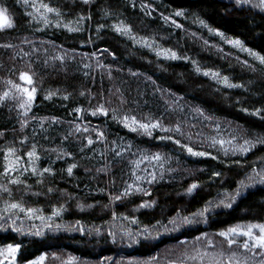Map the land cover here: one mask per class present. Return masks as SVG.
Wrapping results in <instances>:
<instances>
[{"label":"trees","instance_id":"16d2710c","mask_svg":"<svg viewBox=\"0 0 264 264\" xmlns=\"http://www.w3.org/2000/svg\"><path fill=\"white\" fill-rule=\"evenodd\" d=\"M43 2L63 19L81 18L84 24L76 31L38 28L19 0H0L13 24L0 30V45H13L0 47V95L9 88L8 80L31 87L19 80L21 71L33 76L37 89L27 116L19 102H0V150L16 148L21 169L27 167V153L33 148L39 157L36 174L22 172L23 183L9 185L12 196L0 197L46 214L61 206L64 210L44 221L18 213L16 226L21 231L0 229V248L20 245L14 264H66L72 257V264H150L153 256L167 264V259L185 250L191 253L194 246L209 253L241 251L235 246L228 249L216 233L237 224L264 223V183L245 188L230 208L220 204L226 193L235 194L240 181L249 183L254 169H264V143L259 142L264 139V66L172 11L184 10L185 16L240 39L264 57V8L256 6L259 0L240 5L236 0ZM118 20L134 35L174 50L179 58H159L134 45L111 27ZM193 64L218 71L241 87H223L198 73ZM49 92L55 95L45 99ZM101 105L106 114L96 111ZM257 109L260 114L253 115ZM125 116L144 123L159 121L170 130L155 129L151 135L131 131L121 122ZM162 135L210 155L191 158L159 139ZM221 140L232 151L220 148ZM246 140L254 146L241 152L239 146ZM156 154L159 161L137 166L142 157ZM3 163L0 151V171ZM45 168L51 174L41 175ZM152 175L156 179L148 183ZM136 176L143 179L136 181ZM3 183L6 179L0 180ZM194 183L198 187L188 194ZM129 184L132 194L114 199ZM145 202L151 206L140 207ZM209 202L206 220L196 217L199 222L191 224L178 220V230L170 232L153 228L158 222L171 228L168 221L177 212L191 216ZM37 231L43 234H30ZM157 232L158 238L152 239ZM128 233H140L138 242L132 243ZM202 236L205 239L198 242ZM207 239L214 247L205 249ZM1 259L10 264L12 257Z\"/></svg>","mask_w":264,"mask_h":264},{"label":"snow or ice","instance_id":"6c2138e0","mask_svg":"<svg viewBox=\"0 0 264 264\" xmlns=\"http://www.w3.org/2000/svg\"><path fill=\"white\" fill-rule=\"evenodd\" d=\"M25 4L31 3V6L34 8V11L36 15L42 19L43 23L45 25H48L50 23L47 14L48 13H56L57 15L58 10L55 8L50 7L48 4L44 3L43 0H23ZM85 3L88 2V0H84ZM250 0H236L237 5L240 4H248ZM38 3V6H37ZM257 7H262L264 8V0H259V4L256 5ZM41 9L43 11H41ZM30 16L33 17V19H36V15H33V13H29ZM176 16H182L184 15L183 12L177 11L175 13ZM166 21L169 20V17L164 18ZM201 24H203V21H200ZM172 24H174L176 27H181V25L176 24V22L173 20ZM205 27L207 25H204ZM13 24L11 22V17L7 15V9L5 8H0V30L6 29V28H12ZM114 30L121 34V35H128L131 39L135 40V36L131 35V28L126 25L121 23L120 25H114ZM70 31H76L79 29H73L69 28ZM219 34V33H217ZM223 38V37H222ZM233 44L234 47L240 48L242 51H249L248 49H245L241 42L239 40H234V41H228ZM145 46H149L147 43H145ZM0 47H13V45L6 44V45H0ZM107 51V49H105ZM165 58L167 59H178L179 57L177 54L170 49L168 50H162ZM250 55H252L256 60L260 62V64H264V57H261L257 55L254 52H249ZM25 55H28L25 53ZM157 55H161V52H157ZM54 59L57 60H62V56H56ZM197 72H200V68L197 66L196 68ZM203 75L208 76L211 75L213 78H218L220 76L219 73L216 72H203ZM223 83L229 87H241V85L238 84H232L229 82L227 77H222ZM19 80L23 81L27 85L31 87H22L20 83H15L12 80L6 81L8 85L11 86V89H14L16 92V95H13L11 90L4 91L2 95H0V102L6 100V99H16L19 101V108L24 110L22 112V115L27 116L28 111L32 107V103L35 100V94L37 92L36 87L32 86L34 84L33 76L29 74L28 72L21 71L19 74ZM55 93L49 92L48 95L45 96V99H50ZM67 99V97H64ZM77 111H80L77 109ZM97 112H105L106 110L103 108L101 105L100 108L96 110ZM199 111V110H197ZM261 112L260 109H257L255 112H253V115H259ZM94 115L96 112L93 113ZM124 126L129 127L131 131H142L143 133L147 135H151V130L152 129H157V128H162V125L159 121L155 123H144L138 121L135 117H124ZM131 125V126H130ZM79 131V127L76 129ZM164 131H169L170 129L162 128ZM179 127L175 129V131L179 132ZM161 139H168L171 140L172 137H161ZM176 143H179V141H175ZM214 143L217 141L214 139ZM221 145L225 143V141L221 140L218 141ZM260 143H264V139L259 141ZM92 141L89 140V144H91ZM227 143H231V141H227ZM254 146L251 141H245L243 145L239 146V150L241 152H247L249 149ZM186 147V150L188 151L189 154L193 156H205L208 155V153L205 152H196L194 151L191 147ZM3 151V166H2V171H0V180H5L6 183L0 184V194H7L9 197L12 196V189L9 187V185H20L23 183L22 180L19 179V174L22 172H26L29 169L26 167L24 169L20 168L21 163H23L22 159L20 156H18L17 149L14 147H9L6 150H0ZM117 156L121 155L120 152L116 153ZM27 156L31 158L28 161L29 166L31 167V170L33 174H36L37 169L34 167L35 161L39 159V157L36 155L35 149L33 148L32 151H29L27 153ZM147 158V157H145ZM152 159H155L159 161L161 159L159 154H156L152 157ZM137 166H138V162ZM76 167V165H72L67 169V172L69 175L72 174V169ZM255 175L249 176L248 181L249 183H245L243 180L240 181L239 187L237 188L235 194H225V198L220 201V204H222L224 207H231L232 203H234L237 199L238 196H240L243 192V190L247 187H251L252 184L254 183H264V169H261L259 172H256V170H253ZM12 173H17L16 178H11ZM43 173H49L51 174V169L45 168L43 169V172L40 174L43 175ZM216 175H219L217 173ZM257 177L259 178L257 180ZM143 179L141 176H136V181H140ZM156 179L155 175H152V178L149 179L147 182L152 183ZM133 185L129 184L127 188H125L124 192L121 193L120 196L114 197V199L119 200L121 199L122 196H127L132 194L131 189ZM198 187L197 184H192L188 189L187 193L191 194L196 188ZM137 191L140 192H145L143 188L137 187ZM49 192H52L53 190L51 188L48 189ZM145 194H147L145 192ZM154 203V202H152ZM151 204L148 202H145L142 204L140 207H150ZM211 202H209V205H207L204 209L197 211L196 213L192 214L191 216H183L181 217L180 213L177 212L176 217L168 221L169 225H172L173 227L169 228L167 225L160 224L159 222L157 225H153V228H163L165 232H170V231H176L178 230V225L177 221H180V224H191L193 222H199L196 221V217H201L206 220V213L210 211L211 209ZM63 206H61L59 209H54L52 216H59L61 212L63 211ZM38 209H33V208H25L21 202H13L11 200H4L3 206L0 207V221H3V224H0V229L3 228H11L12 231L14 232H20L21 228L17 227V219L18 213H23L24 216L27 219H32L33 216L38 213ZM37 219H40L44 221L45 219H51L52 217H43V216H36ZM135 223L136 221H132ZM48 227L51 229V225H48ZM60 225H56V228H59ZM144 233H148L149 230L145 228L143 230ZM31 235H42L43 233L40 231L30 233ZM115 236V234H112ZM140 235V233H137L133 235L132 233H128L129 238L131 239L132 243H137L138 241L136 240V236ZM159 232H157L156 237H151L152 239L158 238ZM207 234H205L206 236ZM216 235L220 236L223 238V241L226 242L227 248L228 249H233L235 246L237 249L241 251H231L230 253L226 254L224 251H220L218 253H209L206 250H202L201 246H194L192 249V252L189 253L187 250L183 251L178 255L175 259H167V264H186L187 261H196L198 264H202L204 261L205 257H210V264H264V223H249L247 225H240L237 224L233 227H230L226 230L220 231L216 233ZM205 236L202 237H197L196 240L199 242L203 239H205ZM238 237H244L245 239L242 242H239L237 240ZM145 238H149L148 236H145ZM115 242V241H114ZM184 241H181V244H184ZM206 248H212L214 247L213 241L211 239H207ZM20 245H12L9 244L7 245L6 248H0V256L7 258L8 255L12 257V260L10 261V264H14L15 262V257L16 253L19 251ZM243 253H248L250 255H244ZM223 258L222 260L220 258ZM44 257H40L39 261H43ZM75 258H69V260L66 262V264H72L73 260ZM107 259H111L110 257ZM0 264H3V261L0 260ZM32 264H38V262H32ZM150 264H159L158 257L153 256L151 257Z\"/></svg>","mask_w":264,"mask_h":264},{"label":"rangeland","instance_id":"374dc122","mask_svg":"<svg viewBox=\"0 0 264 264\" xmlns=\"http://www.w3.org/2000/svg\"><path fill=\"white\" fill-rule=\"evenodd\" d=\"M19 1H20L22 7L24 8V10L26 11V13H27L28 15H29V13H33V15H36V13H35V11H34V8L31 6V3H29V4H25V3L23 2V0H19ZM37 6H38V3H37ZM41 11H43V10L41 9ZM177 11H180V12H183V13H184V10L178 9V10H174V11H172V14H173L174 16H176L175 13H176ZM29 16H30V15H29ZM47 16H48V19H49V21H50V23H49L48 25H45V24L43 23L42 19H40V17H39L38 15H36V19H33L32 16H30V19H31V21H32V22H33L38 28H45V27H59V28H64V29H66V30H69V28L80 29V28L83 26V24H84V23H83V19H81V18L71 19V20H65V19H63L59 14L57 15L56 13H48ZM176 17H180V18L186 19L187 21H190L191 23H193V24H195L196 26L200 27L201 29L205 30V31L208 32L209 34L214 35V36H217V37H218L223 43H225V44H227V45H229V46L235 48V49L238 50L240 53H242V54H244L246 57H248L249 59H251V60H253V61H255V62H257V63L260 64V62H259L258 60H256L252 55H250L249 52H254V53H256V54L259 55V56H261V55H260L259 53H257L255 50H252L251 48H249V47H247L245 44H243V42H242L240 39L233 38V37H230V36H225L221 31H219V30H217V29H214V28H210L208 25L205 27L204 25H206V24H205L204 22H203V24H201V23H200L201 20H199V19H192V18H190V17H187V16H185V13H184V15H182V16H176ZM121 23L125 24V23L122 22L121 20H118V21H112L110 25H111V27L114 29V27H113L114 25H117V26H118V25H120ZM69 31H70V30H69ZM217 33H219V34H217ZM118 34H119V33H118ZM120 35H121V34H120ZM131 35H132V36H135L136 39L133 40V39H131L128 35H121V36H123V37H125V38L131 40L132 43H133L134 45L139 46V47L144 48V49H147L148 51L152 52L153 54H155V55H156L157 57H159V58L167 59V58H165V56H164L162 50H168V48H166V47H162V46H160L159 44H157L156 42H154V41H152V40H150V39L136 36V35H134L132 32H131ZM222 37H223V38H222ZM234 40H239V41L241 42V44L243 45V47H244L245 49H248L249 51H242L240 48H238V47H234L232 43L228 42V41H234ZM145 43H147L149 46H145ZM170 50H171V49H170ZM171 51L175 52L174 50H171ZM157 52H161V55L158 56V55H157ZM175 53H176V52H175ZM177 56H178V55H177ZM261 57H262V56H261ZM261 65L264 66V64H261ZM197 66H198V67L200 68V70H201V71L198 72V73H200V74H202V75H203V72H209V73L216 72V73H219L218 71H215V70H212V69L201 68L199 65H197V64H193V67H194L195 70H196ZM219 74H220V73H219ZM204 76H205V75H204ZM206 77L210 78L212 81L218 83L219 85H221V86H223V87H227V86L223 83L222 79H220V78H222V77H225V76H223V75H221V74H220V76H219L218 78H213L211 75H208V76H206ZM228 80H229V79H228ZM229 82H230V80H229ZM230 83H232V82H230ZM232 84H233V83H232ZM22 87H23V86H22ZM8 90H11L12 93H13V95H16L15 90H14V89H11V86H9V88H7L6 91H8ZM9 100L19 102V101L16 100V99H9ZM18 107H19V106H18ZM123 121H124V117L121 118V122H122V124L124 125ZM130 126H131V125H130ZM128 128H129V127H128ZM129 129H130V128H129ZM157 129H161V128H157ZM154 130H155V129H152L151 132H153ZM161 130H162V129H161ZM161 137H168V135H162V136H159V139H161ZM163 140H165V141H169V142L173 143V144H174V145H175L180 151H183L187 156H189V157H191V158H202V157H206V156H209V155H210V154L208 153V155H205V156H193V155L189 154L188 151L186 150V147H184V146H187V147H191V146H189V145H187V144H184V143L180 142L179 140H177V139H175V138H173V137H172L171 140H168V139H163ZM175 141H179V143H176ZM218 146H219L220 148L224 149V150L227 149V150H231V151H232V148H233V147H231L230 145H229V147H228L227 144H223V145H221L219 142H218ZM191 148H192V147H191ZM192 149H193L194 151H196V152H205V153H207V152L204 151V150L195 149V148H192ZM153 156H154V155H153ZM153 156H147V158H145L146 156L142 157L141 160L138 161V162H139L138 165H139L140 167H141L142 164H143L144 166H145V165H149V164L151 163V160H153L152 163L154 164V161H156V160H155V159H152ZM30 159H31V158L28 157V161H29ZM28 161H27V168H28L30 171H32V170H31V167H30L29 164H28ZM141 161H142V162H141ZM152 163H151V164H152ZM34 167L36 168V163L34 164ZM142 178H143V177H142ZM4 200H7V199H4V198L0 197V207L3 206V202H4ZM13 202H15V201H13ZM25 208H26V207H25ZM35 209H37V208H35ZM38 210H39V209H38ZM52 213H53V211H52L50 214H46V213H43L41 210H39V212L36 213V215L33 216L32 219H29V220H31V221H42V220H40V219H37L36 216H43V217H45V218H47V217H52V218H53ZM20 214H21V215H24L23 213H20ZM55 217H57V216H55ZM124 219L127 220L129 223L134 224V223L132 222V221H134V219H129V218H126V217H124ZM230 252H231V251H230ZM230 252H229V253H230ZM244 255H247V253H245ZM220 259L222 260L223 258L221 257ZM1 260H2V259H1ZM3 264H7V262H4ZM186 264H198V262L194 261V262H188V263H186ZM202 264H210V257L208 258V260H204V261L202 262Z\"/></svg>","mask_w":264,"mask_h":264}]
</instances>
